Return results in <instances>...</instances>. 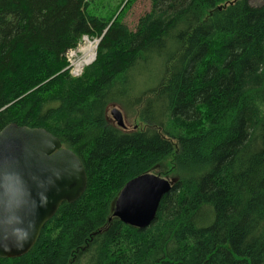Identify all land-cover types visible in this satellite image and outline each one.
Listing matches in <instances>:
<instances>
[{
    "label": "trees",
    "instance_id": "1",
    "mask_svg": "<svg viewBox=\"0 0 264 264\" xmlns=\"http://www.w3.org/2000/svg\"><path fill=\"white\" fill-rule=\"evenodd\" d=\"M89 4L0 0V130L45 128L88 179L0 264H264V4L151 0L135 29ZM83 35L100 38L96 58L73 77L66 52ZM146 69L158 80L138 90ZM115 103L146 127L114 124ZM153 170L173 177L154 221L113 216Z\"/></svg>",
    "mask_w": 264,
    "mask_h": 264
},
{
    "label": "water",
    "instance_id": "2",
    "mask_svg": "<svg viewBox=\"0 0 264 264\" xmlns=\"http://www.w3.org/2000/svg\"><path fill=\"white\" fill-rule=\"evenodd\" d=\"M116 124L126 128L113 107ZM88 179L81 158L42 127L9 123L0 130V258H17L37 242L46 222L65 201L85 192ZM173 181L152 172L129 180L114 202L113 216L146 228L155 219Z\"/></svg>",
    "mask_w": 264,
    "mask_h": 264
},
{
    "label": "rangeland",
    "instance_id": "3",
    "mask_svg": "<svg viewBox=\"0 0 264 264\" xmlns=\"http://www.w3.org/2000/svg\"><path fill=\"white\" fill-rule=\"evenodd\" d=\"M89 1H90L89 11L91 13L104 17H111L114 14L115 17L121 15L122 21L125 22L131 29L136 28V24L140 16L151 10V0H130L128 3L127 0H89ZM250 3L252 5H261L264 4V0H250ZM88 40H90L91 42H95L96 37L82 36L78 43L79 45L78 47L75 48L74 52L78 54L79 53L78 50H80V48H82L83 46L87 45ZM76 58L77 57L75 56L74 58H71V60L74 61ZM85 58L82 60V64L85 61ZM86 67H84L82 74L84 73ZM68 71L70 73V69H68ZM144 74H145L144 77H142L139 80L138 90L146 89L158 80L156 76L153 77L151 69H146ZM113 107H118L122 111L127 126L126 128H124L125 130L131 131L134 129L146 127L143 123L139 121L137 113L131 114V112L125 109L120 103H115L114 105L111 104L108 109V117L111 121H113L114 124H116V122L111 114V110ZM165 164L168 163L166 162ZM152 173L157 174L161 177H166L167 179L173 181L172 176L169 175L164 176L160 174L158 170H153Z\"/></svg>",
    "mask_w": 264,
    "mask_h": 264
},
{
    "label": "built area",
    "instance_id": "4",
    "mask_svg": "<svg viewBox=\"0 0 264 264\" xmlns=\"http://www.w3.org/2000/svg\"><path fill=\"white\" fill-rule=\"evenodd\" d=\"M83 36H88V35H83ZM89 37V36H88ZM99 41H100V38H98V37H96V40H95V42H91L90 40H88V43H87V45H89V44H95V47H96V52H95V56H94V59L89 63V64H91L94 60H95V58H96V53H97V47H98V43H99ZM79 45V44H78ZM78 45L76 46V47H78ZM87 45H85V46H87ZM85 46H83L82 48H84ZM76 47H74V48H71V49H69L67 52H66V59H67V61H68V66H67V69H70V73H71V75L72 76H74V77H78V76H80L81 74H82V72H83V69L84 68H82L81 70H79L78 68H77V66H76V62L79 60V58L82 56V54H81V49L82 48H80V50H78L79 51V53L78 54H76L75 52H74V50H75V48ZM77 51V50H76ZM77 57L74 61H72L71 60V58H74V57ZM88 64V65H89ZM88 65H86V66H88ZM85 66V67H86Z\"/></svg>",
    "mask_w": 264,
    "mask_h": 264
},
{
    "label": "bare ground",
    "instance_id": "5",
    "mask_svg": "<svg viewBox=\"0 0 264 264\" xmlns=\"http://www.w3.org/2000/svg\"><path fill=\"white\" fill-rule=\"evenodd\" d=\"M96 47L95 44H89L81 49L82 56L79 58V60L76 62V66L79 70L84 68L86 65H88L95 56ZM86 57V58H85ZM85 58V61L82 64V60Z\"/></svg>",
    "mask_w": 264,
    "mask_h": 264
}]
</instances>
